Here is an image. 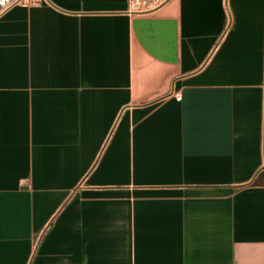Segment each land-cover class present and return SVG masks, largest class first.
I'll list each match as a JSON object with an SVG mask.
<instances>
[{"label": "crops", "instance_id": "obj_1", "mask_svg": "<svg viewBox=\"0 0 264 264\" xmlns=\"http://www.w3.org/2000/svg\"><path fill=\"white\" fill-rule=\"evenodd\" d=\"M127 10L0 18V264H264V0Z\"/></svg>", "mask_w": 264, "mask_h": 264}, {"label": "built area", "instance_id": "obj_2", "mask_svg": "<svg viewBox=\"0 0 264 264\" xmlns=\"http://www.w3.org/2000/svg\"><path fill=\"white\" fill-rule=\"evenodd\" d=\"M44 0H5L0 4V18L9 10L15 7H32L39 5ZM170 0H128V14L129 15H147L152 14L162 8ZM177 101H182L180 94L176 95Z\"/></svg>", "mask_w": 264, "mask_h": 264}, {"label": "snow or ice", "instance_id": "obj_3", "mask_svg": "<svg viewBox=\"0 0 264 264\" xmlns=\"http://www.w3.org/2000/svg\"><path fill=\"white\" fill-rule=\"evenodd\" d=\"M5 2V0H0V4H3Z\"/></svg>", "mask_w": 264, "mask_h": 264}]
</instances>
